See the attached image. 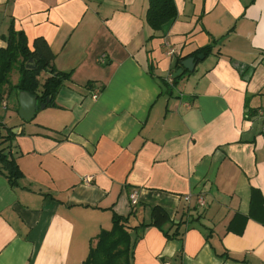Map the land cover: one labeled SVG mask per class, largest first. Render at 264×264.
<instances>
[{
  "label": "crops",
  "instance_id": "0c3cea01",
  "mask_svg": "<svg viewBox=\"0 0 264 264\" xmlns=\"http://www.w3.org/2000/svg\"><path fill=\"white\" fill-rule=\"evenodd\" d=\"M174 2L155 31L149 0H0V49L11 29L43 37L71 74L32 119L10 87L0 103L23 174L0 160V264H83L114 213L140 226L155 206L168 218L131 232L134 264H264V0Z\"/></svg>",
  "mask_w": 264,
  "mask_h": 264
},
{
  "label": "trees",
  "instance_id": "16d2710c",
  "mask_svg": "<svg viewBox=\"0 0 264 264\" xmlns=\"http://www.w3.org/2000/svg\"><path fill=\"white\" fill-rule=\"evenodd\" d=\"M176 17L177 8L174 0H149L146 19L153 30H161L166 23ZM7 40L8 45L0 49V103L5 98L7 87H10V91L15 90L17 95L21 91H26L36 96L39 105L46 102L48 98H50V101L47 104L53 103L57 92L64 85V82L70 78L71 74L59 71L53 65L55 53L47 41L43 37H38L34 40L31 49L25 33L13 29H11ZM210 50L211 46L209 45L197 50L194 55L208 54ZM30 59L34 61L35 68L26 67V63ZM14 70L19 71L20 79L17 83L12 84L11 75ZM43 73L48 74L45 79L41 77ZM183 75L184 72L175 76L174 82ZM2 127L3 124L0 122V129ZM9 132H11V128ZM6 137H10V134ZM6 139H3L1 143L7 141ZM5 148H8V146ZM5 148L0 149L1 169L4 170L11 184L14 185L23 174L16 160L9 157L10 152H5ZM252 208L254 210V203ZM260 209L264 212V208ZM167 218V212L163 208L155 206L149 223L131 227L128 225L129 217L114 213L112 228L101 231L97 236V243L91 246L89 255L83 264H134L132 261L134 243L131 232L152 224L160 226L161 222ZM257 218L264 223V215H257Z\"/></svg>",
  "mask_w": 264,
  "mask_h": 264
},
{
  "label": "water",
  "instance_id": "95a60500",
  "mask_svg": "<svg viewBox=\"0 0 264 264\" xmlns=\"http://www.w3.org/2000/svg\"><path fill=\"white\" fill-rule=\"evenodd\" d=\"M204 56H205L204 54H199L197 56H190L182 62V65L184 68L190 71H194L198 60L203 59ZM26 67L35 68L36 65L34 61L30 59L26 63ZM181 72H183V68H180L178 72L175 74V76H178L179 74H181ZM19 100H20V109H19L20 116L25 120L32 119L35 115V111L37 107V97L31 95L30 93L26 91H21L19 93ZM49 101H50V98H48L46 102L40 104V108H44Z\"/></svg>",
  "mask_w": 264,
  "mask_h": 264
},
{
  "label": "built area",
  "instance_id": "2783aa9c",
  "mask_svg": "<svg viewBox=\"0 0 264 264\" xmlns=\"http://www.w3.org/2000/svg\"><path fill=\"white\" fill-rule=\"evenodd\" d=\"M166 46L168 47V54L169 55H174L176 52V50H175V48H173L172 46H171V44H170V42H166ZM101 61L102 62H104V59H101ZM170 84H173L174 83V75L173 74H170L168 77H167V79H166ZM97 96V92L94 94V97H96ZM3 107L6 109L7 107H8V102L5 100V101H3ZM262 113V115H264L263 114V112H261ZM87 178V180H91V178H92V176H87L86 177ZM130 198H131V202H132V204L133 205H135V204H137V202H138V193H137V191H133L132 193H131V195H130ZM190 199H191V194H189V195H187L186 196V200L187 201H190ZM199 202H200V204H205V201L203 200V198H200V200H199ZM164 264H171V263H164Z\"/></svg>",
  "mask_w": 264,
  "mask_h": 264
},
{
  "label": "rangeland",
  "instance_id": "374dc122",
  "mask_svg": "<svg viewBox=\"0 0 264 264\" xmlns=\"http://www.w3.org/2000/svg\"><path fill=\"white\" fill-rule=\"evenodd\" d=\"M19 80L20 79V73L19 71H14L11 75V80L12 82L14 83L16 80ZM12 98H9L8 100L11 101ZM5 101V100H4ZM11 106V105H10ZM11 109V108H9ZM7 112V110H5L3 107L0 106V114L1 115H5ZM13 131V130H12ZM5 151L8 152V148H5Z\"/></svg>",
  "mask_w": 264,
  "mask_h": 264
}]
</instances>
